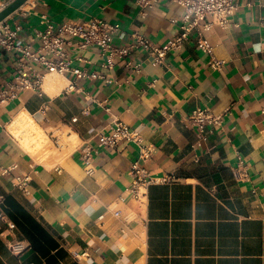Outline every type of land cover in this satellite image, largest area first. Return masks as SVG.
<instances>
[{
  "label": "crops",
  "instance_id": "1",
  "mask_svg": "<svg viewBox=\"0 0 264 264\" xmlns=\"http://www.w3.org/2000/svg\"><path fill=\"white\" fill-rule=\"evenodd\" d=\"M238 3L227 28L207 32L211 55L224 61L220 69L194 35L169 52L165 65L140 50L108 68V57L90 46L71 57L98 77L45 73L41 92L22 90L0 106V202L16 225L0 222V264H264V0ZM184 12L169 0L145 11L135 0H28L0 25L17 29L24 42L46 27L44 14L54 24L99 17L121 24L117 45L128 43L134 30L166 45ZM18 59V52L0 48V88L14 80ZM130 60L141 63V72ZM197 107L223 115L200 145L187 120ZM21 113L54 143L68 130L77 144L66 152L68 142L55 144L58 151L45 155L26 131L13 132ZM114 118L154 148L140 161L149 174L172 176L151 184L143 205L121 200L138 145L123 140L117 148L99 147ZM86 143L99 151L90 163ZM240 158L245 166L237 177ZM24 176L31 178L28 194L15 185ZM16 241L28 248L13 252L9 244Z\"/></svg>",
  "mask_w": 264,
  "mask_h": 264
},
{
  "label": "built area",
  "instance_id": "2",
  "mask_svg": "<svg viewBox=\"0 0 264 264\" xmlns=\"http://www.w3.org/2000/svg\"><path fill=\"white\" fill-rule=\"evenodd\" d=\"M13 0H5L0 3V10L5 8ZM161 0H135L142 10L153 8ZM184 8V15L177 21L179 32L175 34L169 44L161 45L151 40L146 34L134 30L129 33V42L117 45L114 38L121 31V24L111 22L99 17H92L86 20H65L54 24L44 14L42 21L46 27L39 30L32 38L19 41L17 29L9 24L0 25V48L19 53L16 65L14 80L6 87L0 88V106L15 99L19 92L26 89L42 91V84L45 73L66 74L72 72L77 78L98 77L97 72H89L85 68L74 66V58L71 52L74 49H84L96 46L102 55L107 56L109 61L105 65L113 68L118 60H123L136 51L146 52L157 64L165 65L169 52L179 50L194 35L198 46L208 54H212L213 46L207 36V32L215 25L227 28L231 24V17L239 8L238 0H169ZM211 18V20H208ZM264 25V17L261 18ZM37 44V45H36ZM79 61H87L84 57H78ZM209 64L220 69L224 65L223 60H218L211 55ZM134 72H141V63L127 62ZM40 68H43L44 72ZM111 81V80H108ZM74 88L72 84L69 89ZM110 111L109 107H106ZM264 115V107L262 109ZM76 120V118H74ZM187 120L197 127L198 140L200 145L214 132L217 126L223 123V115L214 113L208 107H197L188 116ZM112 132L102 134L99 147L117 148L123 140L133 142L139 147V158L131 168L132 181L127 188V194L121 196V200L127 203V196L137 205L147 202L149 187L155 182H164L172 179V176L157 180L153 178L148 170L140 164V161L148 160L154 151L151 145L144 142L142 134L118 118H114L111 126ZM55 144L60 145L58 136L55 137ZM84 159L87 163L93 161V153H98L90 143L82 148ZM245 166L240 158L236 168V176L239 177L241 167ZM91 169L89 170V172ZM15 185L26 194L29 193L28 186L30 176L15 178ZM115 216H120L122 210L114 211ZM104 217L101 216V219ZM7 222L9 228H15V223L9 221L2 209L0 202V222ZM11 250L17 254L25 251L28 246L23 241L11 242Z\"/></svg>",
  "mask_w": 264,
  "mask_h": 264
},
{
  "label": "bare ground",
  "instance_id": "3",
  "mask_svg": "<svg viewBox=\"0 0 264 264\" xmlns=\"http://www.w3.org/2000/svg\"><path fill=\"white\" fill-rule=\"evenodd\" d=\"M17 129H19L20 134H22L21 131H26L25 137L31 140L32 143L36 145L37 149L43 152L45 155L50 154L51 150H54V148L53 149L51 148L52 147L51 139L49 135L40 126L34 123V121L31 119L28 113H21L20 115L17 116V118L15 119L13 123L12 130L14 133H17L18 132ZM20 134L18 136L24 135V134L23 135H20ZM68 139L69 141L67 142L69 143L68 144L69 146H68V149L65 147L66 149L64 152L72 150L75 144H77V142H75V137H70Z\"/></svg>",
  "mask_w": 264,
  "mask_h": 264
},
{
  "label": "water",
  "instance_id": "4",
  "mask_svg": "<svg viewBox=\"0 0 264 264\" xmlns=\"http://www.w3.org/2000/svg\"><path fill=\"white\" fill-rule=\"evenodd\" d=\"M28 0H13L5 8L0 10V22L6 19L10 14L18 10Z\"/></svg>",
  "mask_w": 264,
  "mask_h": 264
},
{
  "label": "rangeland",
  "instance_id": "5",
  "mask_svg": "<svg viewBox=\"0 0 264 264\" xmlns=\"http://www.w3.org/2000/svg\"><path fill=\"white\" fill-rule=\"evenodd\" d=\"M67 133H68V130H65V131H63V133H62V139H61V141H60V144L61 145H63L64 143H66L67 141H69V139H68V137H67ZM65 136V137H64ZM53 143V144H52ZM51 148L53 149L54 148V150H52V151H55V150H57V146L55 145V143H54V141H53V139L51 138Z\"/></svg>",
  "mask_w": 264,
  "mask_h": 264
}]
</instances>
